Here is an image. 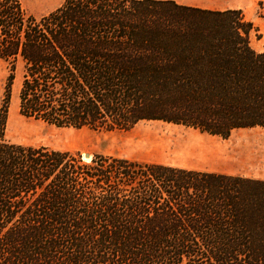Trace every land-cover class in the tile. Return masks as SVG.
Segmentation results:
<instances>
[{
	"label": "trees",
	"instance_id": "16d2710c",
	"mask_svg": "<svg viewBox=\"0 0 264 264\" xmlns=\"http://www.w3.org/2000/svg\"><path fill=\"white\" fill-rule=\"evenodd\" d=\"M258 30L242 9L174 0H64L40 17L0 0V264H264L262 179L5 138L19 60L20 114L57 127L264 129Z\"/></svg>",
	"mask_w": 264,
	"mask_h": 264
},
{
	"label": "rangeland",
	"instance_id": "374dc122",
	"mask_svg": "<svg viewBox=\"0 0 264 264\" xmlns=\"http://www.w3.org/2000/svg\"><path fill=\"white\" fill-rule=\"evenodd\" d=\"M20 1L26 11L36 17L47 14L64 2ZM174 1L182 5L201 2V6L220 3L223 8L242 9L246 18L252 20L259 29L260 37L253 34L252 46L258 51H264V0ZM168 7L172 9L171 13L179 14L180 10L171 5ZM10 68L11 65L0 58V107ZM23 73L24 63L19 60L14 71L15 79L5 131L8 141L69 150L79 153L88 162L95 154L109 155L264 180L263 128H236L224 138L184 124L162 120H143L128 131L57 127L20 114L19 91ZM87 153L91 155L90 158L85 157Z\"/></svg>",
	"mask_w": 264,
	"mask_h": 264
},
{
	"label": "crops",
	"instance_id": "0c3cea01",
	"mask_svg": "<svg viewBox=\"0 0 264 264\" xmlns=\"http://www.w3.org/2000/svg\"><path fill=\"white\" fill-rule=\"evenodd\" d=\"M205 2H209V1H205ZM213 2V1H212ZM218 3V2H217ZM210 5H204V6H201V5H194V6H198V7H201V8H207V9H220V10H223V9H227L229 7H222V4L218 3V4H214V3H209ZM190 5V4H189Z\"/></svg>",
	"mask_w": 264,
	"mask_h": 264
},
{
	"label": "bare ground",
	"instance_id": "6f19581e",
	"mask_svg": "<svg viewBox=\"0 0 264 264\" xmlns=\"http://www.w3.org/2000/svg\"><path fill=\"white\" fill-rule=\"evenodd\" d=\"M185 4L203 5L201 2H196V3H195V2H194V3H185Z\"/></svg>",
	"mask_w": 264,
	"mask_h": 264
},
{
	"label": "water",
	"instance_id": "95a60500",
	"mask_svg": "<svg viewBox=\"0 0 264 264\" xmlns=\"http://www.w3.org/2000/svg\"><path fill=\"white\" fill-rule=\"evenodd\" d=\"M90 156H91V155H90L89 153L85 154V157H86V158H90Z\"/></svg>",
	"mask_w": 264,
	"mask_h": 264
}]
</instances>
